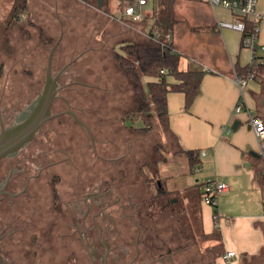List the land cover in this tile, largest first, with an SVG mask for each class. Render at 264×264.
<instances>
[{"label":"rangeland","instance_id":"374dc122","mask_svg":"<svg viewBox=\"0 0 264 264\" xmlns=\"http://www.w3.org/2000/svg\"><path fill=\"white\" fill-rule=\"evenodd\" d=\"M202 1L177 0L174 13L176 15L177 10L184 11V14L194 11L189 6ZM147 2L146 6L139 7L143 23H133L125 21V17L121 21L119 18L135 2L105 0L103 9H99L97 5H86L82 0H28L24 20L7 33L11 52L0 47V94H4L3 107L9 117L6 122L9 126L11 114L22 111L27 104L36 100L49 52L60 40L54 52L52 72L56 75L62 67L71 63L66 75L59 78L58 85H64L63 96L67 98L71 110L79 114L81 124H77L84 127H78L68 116L47 124V127L55 130L50 137L72 145L73 156L81 159L87 157L89 164L92 162L88 157L91 155V139L95 140L103 157L112 160L121 157L114 162L102 160L100 170L114 172L117 185L122 192L127 189L133 195L134 202L139 203L141 196L150 198L157 194L159 180L167 190L173 192L171 197L176 202L177 215H171L167 210L162 212L163 202H160L154 215L164 225H176V219H187L193 210L186 201L191 199L193 204H197L199 200L196 189L188 192L175 190L177 186L186 183L188 176L184 158H176L174 162L165 164L160 161L157 169H161V173L156 175L152 163L156 159L165 161L173 151L166 127L157 117L152 118L148 125L144 116L134 124L136 129L124 128L122 124L123 117L130 118L140 104L133 84L118 68L114 51H120L121 44L129 40L144 44L151 42V37H139V33L141 28L149 33L156 14L161 10V4L160 0ZM12 5V0H0V29ZM201 30L195 29L196 32ZM135 32H138L137 37H132ZM49 38L51 44H48ZM71 55V59L66 58ZM78 59L76 64L75 60ZM72 74H75V83H71ZM56 107V112L64 110L62 103H57ZM125 112L127 115L124 116ZM127 123L130 124V121ZM141 124L143 128L139 129ZM75 162L78 165L77 160ZM165 166L170 170L163 173ZM120 170L125 172L124 177L118 175ZM43 197L46 198L45 195ZM194 229L197 240L191 253L195 255L198 264L205 256L202 251L207 249L210 253V250L203 244L201 229L197 226ZM180 244H183L181 239Z\"/></svg>","mask_w":264,"mask_h":264},{"label":"flooded vegetation","instance_id":"af4514ba","mask_svg":"<svg viewBox=\"0 0 264 264\" xmlns=\"http://www.w3.org/2000/svg\"><path fill=\"white\" fill-rule=\"evenodd\" d=\"M71 80L75 83V74ZM62 87L51 113L70 115L80 123L79 114L61 95ZM1 93L0 133L3 125L11 127L24 120L40 95L11 114L12 124L7 126L9 117ZM57 103L67 108L56 112ZM123 118L124 128L135 129ZM47 126L17 153L0 160L2 264H197L191 253L197 236L190 221L178 218L176 225H164L154 215L165 187L159 180L157 194L134 202L133 195L117 185L114 172L100 170L102 160L114 162L121 157H103L91 139L89 164L85 155L82 159L73 156L72 145L52 139L55 130ZM117 173L125 175L123 170ZM201 237L205 244L206 237ZM209 250L211 255L207 249L202 251L205 256L198 264H211Z\"/></svg>","mask_w":264,"mask_h":264},{"label":"crops","instance_id":"0c3cea01","mask_svg":"<svg viewBox=\"0 0 264 264\" xmlns=\"http://www.w3.org/2000/svg\"><path fill=\"white\" fill-rule=\"evenodd\" d=\"M189 8L194 11L176 12L179 22L172 32V45L180 54L181 71L201 69L205 74L189 110L185 108L184 93L168 94L166 132L173 151L162 163L184 158L188 176L181 187L176 185L177 191L187 192L190 187L203 185L208 178L229 186L228 192L218 197L216 207L201 202L205 247L217 254H212L211 264H264V158L249 121V114L264 120V72L261 79L249 80L244 90V110L237 112L241 90L235 80V67L249 66L252 52L243 47L241 33L217 28L218 19H234L231 12L223 7L213 9L204 0ZM257 9L264 14V0H258ZM197 28L202 30L196 32ZM258 29L257 42L261 46L264 19ZM135 33L132 37H137L138 32ZM147 33L141 28L139 37ZM168 81L175 83L172 77ZM192 150L200 152L202 171L190 174L187 157L179 152ZM203 152L206 155L201 157ZM169 170L165 166L163 173ZM229 251L236 256L226 261L223 255Z\"/></svg>","mask_w":264,"mask_h":264},{"label":"trees","instance_id":"16d2710c","mask_svg":"<svg viewBox=\"0 0 264 264\" xmlns=\"http://www.w3.org/2000/svg\"><path fill=\"white\" fill-rule=\"evenodd\" d=\"M82 1L86 5H97L96 0ZM118 1L135 2L136 0ZM176 1L177 0H160L161 10L156 14L155 23L149 33H147L148 36L151 37V42L144 44L129 40L121 44L120 51H114L115 61L118 68L133 84L134 91L139 96L138 104L140 105L134 112H132V116L128 118L131 125H134L139 118L144 116L148 125L152 118L157 117V119L166 127L169 124L168 94L170 92H181L185 94V108L187 110L191 108L197 97L205 72L201 69L181 71L179 69L180 54L172 52L173 45H169L167 40V35L173 32L175 24L179 22L174 13ZM12 3V8L5 18L6 22L0 29V47L2 50H7V52H11L7 33L13 29L14 26L24 20L23 16H25L24 12L27 9L28 0H12ZM241 19L246 22L247 33H249L251 29H253L251 22L246 18ZM5 33L6 35H4ZM48 40V44H51V38ZM162 43L166 45L164 49L161 46ZM66 58L71 59L72 55L70 57L67 56ZM78 61L75 63L77 64ZM162 70H167V74H162ZM235 71L240 77L248 78L249 76H253V79L258 80L261 79L262 73L264 72V66L249 65L241 67L237 65ZM168 77L174 78L175 83H170ZM130 114L131 112L128 115ZM141 126L142 125L138 126L139 129L143 128V126ZM179 153H184L186 155L190 174L193 173L197 165L200 163V152L192 150L188 152L181 151ZM160 161L162 162V160L156 159L152 163L156 169V175L161 173L160 169H157V165ZM150 179L152 180L153 177ZM201 186L196 185L188 188V191H193V189L197 190V199L199 198V200L197 204H193V201L189 199L190 201H188V204L193 208L190 216H188L187 219L179 218L184 221L189 220L193 228L197 226L201 229V235L204 236L201 210L202 189L199 191V187ZM163 189L164 191H161L162 195L159 198V201L164 203L163 210H167L169 214L177 215L176 204L171 200L173 198L171 197L173 192H168L165 187ZM214 215H218L216 209L214 210ZM213 254L217 255L216 253Z\"/></svg>","mask_w":264,"mask_h":264},{"label":"built area","instance_id":"2783aa9c","mask_svg":"<svg viewBox=\"0 0 264 264\" xmlns=\"http://www.w3.org/2000/svg\"><path fill=\"white\" fill-rule=\"evenodd\" d=\"M213 9L223 7L234 15L233 20H217V28L219 30L228 29L239 32L242 34V45L244 48L251 50L252 52V63L250 65H263L264 66V45H258V24L264 19V14L258 11L257 4L258 0H204ZM147 0H136L135 5H129L119 21H131L133 23L143 22L144 18L140 11L141 6L147 5ZM138 6V7H137ZM241 18H246L251 22L253 29L247 33V24ZM167 40L169 45H172V33L167 35ZM162 48L164 49L166 45L162 43ZM172 52H176L172 49ZM261 52V55H258ZM167 70H162V74H167ZM253 79V76L248 78L240 77L236 73V83L241 90L240 99L236 105V111L241 112L244 110V90L248 85L249 80ZM249 121L253 127L255 135L259 141L260 156L264 158V120L259 116H252L249 114ZM206 153H201V157H204ZM202 165H197L195 172H201ZM264 175V172H263ZM229 186L225 182L219 181L217 179L208 178L202 186V202L206 205L216 206L218 197L221 194L228 192ZM217 220V217H215ZM236 256L234 251H229L224 254L223 258L226 261L231 260Z\"/></svg>","mask_w":264,"mask_h":264},{"label":"water","instance_id":"95a60500","mask_svg":"<svg viewBox=\"0 0 264 264\" xmlns=\"http://www.w3.org/2000/svg\"><path fill=\"white\" fill-rule=\"evenodd\" d=\"M96 1L98 8L102 9L105 5V0H96ZM59 43L60 40H58L55 43V45L52 47V49L49 52L48 62L46 64L44 76L39 91L40 95L37 98V102L35 104L34 109L20 123L11 127H5L4 125L2 126V131L0 133V160L6 158L7 156L17 153L20 149H22L25 145H27L30 141H32L35 138V136L40 132L41 128L45 124H49L54 121L70 116V115L60 116L61 114L52 115L51 113L52 103L56 99L57 93L59 91V87H62L58 85V79L59 77L66 75L67 72L64 71L67 70V68L71 64V63L67 64L56 75H53L52 61H53L54 52ZM62 88H61L62 90L61 89L60 90H61V95L63 96L65 88L64 87ZM62 105H63V109L67 108L65 104L62 103ZM11 119L12 118H10V125L12 124ZM73 121L76 123L78 127H84L78 125L74 119ZM0 264H2L1 259H0Z\"/></svg>","mask_w":264,"mask_h":264}]
</instances>
